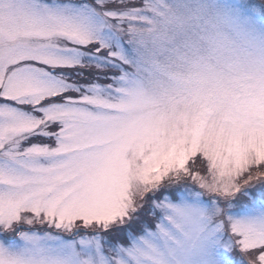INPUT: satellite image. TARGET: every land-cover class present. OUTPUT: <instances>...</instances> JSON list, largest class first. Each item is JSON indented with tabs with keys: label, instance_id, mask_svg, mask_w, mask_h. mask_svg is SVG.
<instances>
[{
	"label": "snow or ice",
	"instance_id": "snow-or-ice-1",
	"mask_svg": "<svg viewBox=\"0 0 264 264\" xmlns=\"http://www.w3.org/2000/svg\"><path fill=\"white\" fill-rule=\"evenodd\" d=\"M0 264H264V0H0Z\"/></svg>",
	"mask_w": 264,
	"mask_h": 264
}]
</instances>
